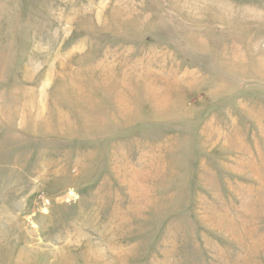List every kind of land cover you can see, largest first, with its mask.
<instances>
[{
	"label": "rangeland",
	"instance_id": "1",
	"mask_svg": "<svg viewBox=\"0 0 264 264\" xmlns=\"http://www.w3.org/2000/svg\"><path fill=\"white\" fill-rule=\"evenodd\" d=\"M0 264H264V0H0Z\"/></svg>",
	"mask_w": 264,
	"mask_h": 264
}]
</instances>
